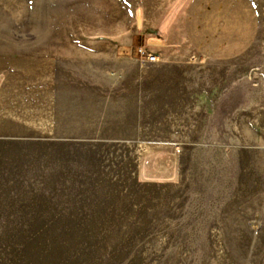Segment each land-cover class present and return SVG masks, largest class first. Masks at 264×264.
Masks as SVG:
<instances>
[{
  "label": "rangeland",
  "instance_id": "obj_1",
  "mask_svg": "<svg viewBox=\"0 0 264 264\" xmlns=\"http://www.w3.org/2000/svg\"><path fill=\"white\" fill-rule=\"evenodd\" d=\"M218 1L0 0V86L91 99L53 141L0 119V264H264V0L226 50Z\"/></svg>",
  "mask_w": 264,
  "mask_h": 264
},
{
  "label": "crops",
  "instance_id": "obj_2",
  "mask_svg": "<svg viewBox=\"0 0 264 264\" xmlns=\"http://www.w3.org/2000/svg\"><path fill=\"white\" fill-rule=\"evenodd\" d=\"M218 0H216V4H218ZM239 2L240 9H243L244 15L243 20L239 21V26H241L240 29H243L241 31V36L238 38L235 36L234 32H231L230 34L226 35L225 37L220 35V38L218 37L220 42L218 45H216L219 49V47H222L224 50L229 48V42L230 40H250L251 37V28H248L247 33L244 31L246 29V16L253 17L254 13L252 10L251 4H249L245 0H232L231 6L236 7V3ZM211 7V10L213 9ZM213 11V10H212ZM236 15H234L235 17ZM228 18H221V23H220V31H223L224 33L227 34V29L225 24H230L227 22ZM231 27L230 29L233 28L234 25H236V19L231 18ZM251 20V19H250ZM249 20V22H250ZM234 21V22H233ZM252 21V20H251ZM225 22V23H224ZM251 23V22H250ZM219 23H217L218 25ZM251 27V24H250ZM226 30V32H225ZM235 31V30H234ZM187 32V31H186ZM186 37L187 33H186ZM193 37V36H192ZM191 37V38H192ZM217 37V36H216ZM215 36H204V43L206 48H209L210 50H213L212 42L213 39L216 38ZM193 39V38H192ZM215 46V47H216ZM231 46V45H230ZM232 46L235 47V44ZM243 45H240V48H242ZM235 52L230 54L228 51L227 55H219V56H212L209 55V57H212L214 59H228L230 57H234ZM10 77L17 76V74L10 72L9 73ZM5 80L6 78H1V80ZM2 85V82H0ZM4 84V83H3ZM82 91V90H81ZM8 92H11V96H7L6 94ZM4 95L3 97H0V104L2 107L7 108L5 106H13L12 110H4L0 109V119H7L9 118L6 116L9 114L11 120L15 122L13 126L16 127H23L24 124L21 123L22 120L27 121L31 120L34 122L33 126L35 127V138L37 142H45V141H53L56 138V131L59 128H68V129H75L77 126H81L82 124H77V119L80 121L84 120L85 115H83L82 112H77L75 107L77 104L79 106H85L88 103H91V99L89 98H77L76 94V89L72 87H56V86H51V87H41L38 89H19V88H7V87H1L0 86V95ZM81 95H86V94H81ZM27 106V110H23V108ZM8 109V108H7ZM4 115V116H2ZM18 122V123H17Z\"/></svg>",
  "mask_w": 264,
  "mask_h": 264
},
{
  "label": "built area",
  "instance_id": "obj_3",
  "mask_svg": "<svg viewBox=\"0 0 264 264\" xmlns=\"http://www.w3.org/2000/svg\"><path fill=\"white\" fill-rule=\"evenodd\" d=\"M138 52L145 63L154 64L157 62V57L155 55H148L146 49L140 48Z\"/></svg>",
  "mask_w": 264,
  "mask_h": 264
}]
</instances>
